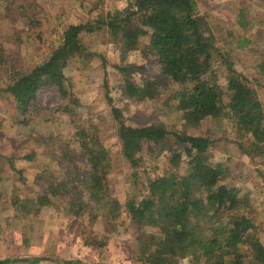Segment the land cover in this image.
<instances>
[{"label": "rangeland", "instance_id": "obj_1", "mask_svg": "<svg viewBox=\"0 0 264 264\" xmlns=\"http://www.w3.org/2000/svg\"><path fill=\"white\" fill-rule=\"evenodd\" d=\"M130 1L0 0V261L27 264L19 260L43 257L50 261L39 264H62L64 260L80 264H141V239L148 243L151 236L159 234L157 227L139 230L123 214L113 228L107 229L105 222L110 217L101 204L91 206L82 215H69V196L51 199L49 206L40 209L35 203L45 195L48 185L61 183L68 175L81 178L88 174L79 145L83 129L96 137L107 152L109 192L122 205L131 198L145 196L149 179L168 173L187 174V158L173 144V137L160 144L143 142L141 152L133 156L137 163L132 166L117 139L112 107L131 127L161 124L172 133L207 138L211 143L206 153L209 162L222 166L224 183H231L238 197L246 200L242 212L264 228V155L250 158L240 150L244 138L229 113L197 125L187 123L173 100L181 87L161 76L155 58L136 50L121 61L116 45L103 31L87 33L81 35L87 56L71 59L63 70L68 80L66 98L62 99L55 88L42 89L36 102L22 115L12 96L4 92L15 72L26 73L49 57L68 26L98 22L100 16L122 10ZM196 10L204 27L215 36L218 55L214 56L212 78L226 94L230 63L247 78L264 105V76L257 70L264 62V3L196 0ZM127 65L143 68L132 73L131 81L137 86L148 80L156 82L157 96L137 101L123 95L125 79L117 66ZM172 151L181 155L176 168L169 162ZM26 156L32 163L21 161ZM14 159L19 166H26L22 174L11 170ZM6 180L12 182L3 188L17 184L13 191H2L1 184ZM12 202L16 205L12 206ZM95 215L98 219L92 220ZM226 221L223 215L206 226L222 228ZM90 237L95 243L91 246L85 244ZM258 238L264 246V232ZM103 239L105 245L100 247ZM179 264L206 262L188 257Z\"/></svg>", "mask_w": 264, "mask_h": 264}, {"label": "trees", "instance_id": "obj_2", "mask_svg": "<svg viewBox=\"0 0 264 264\" xmlns=\"http://www.w3.org/2000/svg\"><path fill=\"white\" fill-rule=\"evenodd\" d=\"M97 19L98 22L68 26L60 45L47 59L26 73L15 72L4 92L12 96L22 115L36 102L42 89L55 88L62 99L68 96V80L63 70L71 59L87 56L81 35L103 31L116 45L121 61L128 53L139 50L143 56L156 59L163 78L180 85L173 100L187 123L197 125L207 118H224L229 113L244 138L240 150L250 158L264 155V105L247 78L230 63L226 94L212 78L218 49L215 36L204 27L197 13L196 0H131L124 9ZM238 24L244 26L239 20ZM117 70L125 79L121 87L125 97L143 101L157 96L156 82L148 80L137 86L131 81L132 73L143 68L127 65L117 66ZM257 70L264 76V62ZM111 112L117 122L116 136L122 153L132 166L137 163L133 156L141 152L143 142L160 144L173 137V144L187 158V174L168 173L149 179L145 196L138 200L131 198L122 205L109 192L107 152L99 146L96 137L83 129L79 145L82 160L89 167L88 174L81 178L68 175L67 180L48 185L45 195L35 202L37 209L49 206L51 199L69 196L71 202L66 205L69 215H82L91 206L101 204L110 217L105 222L107 229L113 228L123 214L139 230L144 226L157 227L159 234L151 236L148 243L141 239L138 258L141 264H179V260L188 257L193 261L204 259L206 264H264V246L258 240L264 228L242 212L246 200L238 197L231 183H224L222 166H212L209 162L206 153L211 143L207 138L172 133L161 124L131 127L122 121L117 108L112 107ZM171 154L169 162L176 168L181 155L173 151ZM24 159L32 160L29 156ZM223 215L226 226L216 229L206 226L208 221H216V217ZM97 217L91 216L92 220ZM85 244L95 243L90 237L85 239ZM99 244L103 247L104 239ZM19 261L39 264L50 260L39 257ZM10 262L5 259L0 264ZM62 264L80 262L64 260Z\"/></svg>", "mask_w": 264, "mask_h": 264}, {"label": "crops", "instance_id": "obj_3", "mask_svg": "<svg viewBox=\"0 0 264 264\" xmlns=\"http://www.w3.org/2000/svg\"><path fill=\"white\" fill-rule=\"evenodd\" d=\"M15 158V157H14ZM16 159H14V162H13V164H12V167H10L11 168V170H13L14 172H17V173H20V174H22V171H23V169H26V166H19V164H16V162L17 161H15ZM9 161H12V159H9ZM22 162H29V163H32V160L31 161H27L26 159H22L21 160ZM2 182H4V181H2ZM9 182H12L11 180L10 181H8V180H6L3 184H1V189H2V191H8L9 189L11 190V191H13V189H14V185H15V187H16V185L17 184H14V185H10V186H6L5 188H3L4 187V185H9ZM109 243V242H108ZM112 243H114V241H112Z\"/></svg>", "mask_w": 264, "mask_h": 264}]
</instances>
